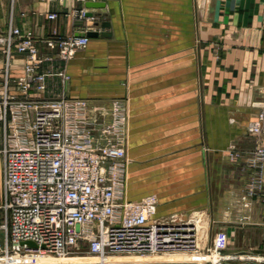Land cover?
<instances>
[{
	"label": "crops",
	"instance_id": "1",
	"mask_svg": "<svg viewBox=\"0 0 264 264\" xmlns=\"http://www.w3.org/2000/svg\"><path fill=\"white\" fill-rule=\"evenodd\" d=\"M92 1L104 5L87 7ZM81 9L91 16L79 19ZM104 21L109 36L89 37L67 62L48 63L46 70L64 69L66 78L48 75L45 89L31 96L82 98L102 109L126 101L127 198L155 194L159 218L183 221L192 210L213 218L216 191L224 187L228 197L239 177L244 183L223 150L231 141L252 146L246 127L264 111V0H0V36L13 26L36 39L65 37L99 32ZM3 49L0 42V78ZM23 61L13 52L10 82ZM192 68L200 128H192ZM1 182L0 158V202Z\"/></svg>",
	"mask_w": 264,
	"mask_h": 264
},
{
	"label": "built area",
	"instance_id": "2",
	"mask_svg": "<svg viewBox=\"0 0 264 264\" xmlns=\"http://www.w3.org/2000/svg\"><path fill=\"white\" fill-rule=\"evenodd\" d=\"M77 16L86 18L84 9ZM88 40L84 34L36 39L13 26L0 36L5 57L0 78V257H61L82 249L103 260L122 254L214 252L209 264H264V252L221 253L202 245L200 219L156 217L153 193L127 198L128 119L120 101L102 109L82 98L31 96L45 89L48 75L65 79L64 69L51 73L45 66L67 62ZM40 42L46 52L39 50ZM13 52L23 54L24 61L22 73L10 82ZM263 114L258 113L249 131L260 133ZM263 160L264 149L257 148L253 164ZM263 191L260 175L253 176L243 200ZM28 241L36 246L29 247Z\"/></svg>",
	"mask_w": 264,
	"mask_h": 264
},
{
	"label": "rangeland",
	"instance_id": "3",
	"mask_svg": "<svg viewBox=\"0 0 264 264\" xmlns=\"http://www.w3.org/2000/svg\"><path fill=\"white\" fill-rule=\"evenodd\" d=\"M194 78V69L192 68V128H200L198 112L199 98L197 95L199 90L198 82H196L195 90ZM113 100H118L125 106L128 119L127 102L121 98ZM257 118L258 114L249 122V124L256 121ZM249 124L246 127V135L252 140L254 138L256 142L250 147L240 148L234 141H231L223 150V154L227 161L234 164V173H236L235 170H237L238 174H241L240 176L244 178L243 186L241 187V185H239L242 183L241 178L239 177V187H235L234 182L233 187L230 188L231 191L228 193L230 196H224V187L223 189L216 191L217 195L213 196V218H210L208 213L206 214V211L204 210H192V212L187 214L188 219L195 218L201 220L198 225L202 228L201 231H199V236L202 238V245L206 244L205 246H208L210 244L211 246L218 248L221 253L241 251L264 252V191L251 196H246L245 201L243 200L245 189L251 182V178L253 176L260 175L262 190H264V160L256 162L255 165L252 161L254 151L257 148L264 149V126L261 128L260 133L255 134L249 131ZM233 179H237L236 175H234ZM222 180V186H224L226 184L225 178H222ZM246 201H249V205L245 204ZM177 253L181 254L183 252ZM70 255L80 256L83 258H90V256H93L88 254L87 251L83 249L79 253ZM182 256L198 258V256L192 255V253L182 254ZM117 257L128 260L133 257L136 258L135 255H117ZM199 257L200 259L198 258V261L201 262V256ZM113 259H116V257L110 260L113 261Z\"/></svg>",
	"mask_w": 264,
	"mask_h": 264
},
{
	"label": "bare ground",
	"instance_id": "4",
	"mask_svg": "<svg viewBox=\"0 0 264 264\" xmlns=\"http://www.w3.org/2000/svg\"><path fill=\"white\" fill-rule=\"evenodd\" d=\"M155 254H161V255H155ZM182 254H186V253H181V254L152 253L150 255L144 254L147 256L137 255V254H122L118 256L135 255L136 258L133 257L129 260L118 258L116 259V262L117 263L196 262L199 264H209L211 261H214L215 259L214 252H211L209 254H192V255L198 256L199 259H200L199 256H201V260H202L201 262L198 261V258L184 257L182 256ZM70 257L72 256L66 255V256L56 257L51 254H42V255H36V256L16 255V256H11L7 259L0 257V264H69ZM114 257H117V255L109 256L105 260L99 259L98 257H95V256H90V258L94 259V261L85 262L84 264H112V263H115V261H111L110 259Z\"/></svg>",
	"mask_w": 264,
	"mask_h": 264
},
{
	"label": "water",
	"instance_id": "5",
	"mask_svg": "<svg viewBox=\"0 0 264 264\" xmlns=\"http://www.w3.org/2000/svg\"><path fill=\"white\" fill-rule=\"evenodd\" d=\"M103 3L102 2H95V1H92V2H87L86 3V6L87 7H103ZM85 16L86 17H90L91 14L90 13H85ZM99 23L98 22H94V25H98ZM100 26V31H86V32H83V33H80V34H77V35H86L87 37H96L98 34L101 35V36H109V33L108 32H105V29L109 27V23L108 22H101L99 24ZM261 106L263 107L264 109V103L261 104ZM263 118H264V114H263ZM26 244L29 246V247H35L36 245L33 243V242H26ZM112 264H199V263H196V262H147V263H112Z\"/></svg>",
	"mask_w": 264,
	"mask_h": 264
}]
</instances>
